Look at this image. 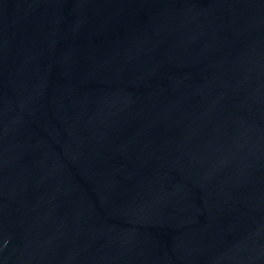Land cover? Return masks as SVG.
<instances>
[{"label": "water", "instance_id": "water-1", "mask_svg": "<svg viewBox=\"0 0 264 264\" xmlns=\"http://www.w3.org/2000/svg\"><path fill=\"white\" fill-rule=\"evenodd\" d=\"M0 264H264V0H0Z\"/></svg>", "mask_w": 264, "mask_h": 264}]
</instances>
